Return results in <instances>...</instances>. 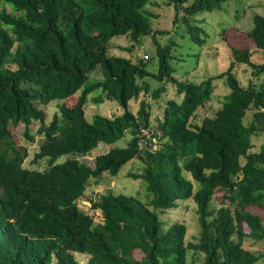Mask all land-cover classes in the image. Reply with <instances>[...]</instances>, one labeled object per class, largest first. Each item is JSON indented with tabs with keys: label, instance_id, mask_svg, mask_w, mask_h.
Returning <instances> with one entry per match:
<instances>
[{
	"label": "trees",
	"instance_id": "16d2710c",
	"mask_svg": "<svg viewBox=\"0 0 264 264\" xmlns=\"http://www.w3.org/2000/svg\"><path fill=\"white\" fill-rule=\"evenodd\" d=\"M155 1L0 0V264H81L75 254L89 256L87 264H191V251L204 255V264L264 260L244 247L246 240L264 243V217L251 211L264 213V144L255 151L253 143L264 135V84L255 83L264 64L253 62L257 52L264 53V15H254L247 31L236 28L225 72L195 83L176 76L177 42L156 39L169 32L153 28L147 7ZM164 1L174 6V24L185 26V38L201 47L206 33L194 17L234 0ZM120 36L133 44L152 37L158 71L148 70L149 56L134 62L109 55L111 41ZM242 37L252 48L235 46ZM237 65L251 69L248 86L235 73ZM97 68L102 77L91 81ZM147 79L159 86L153 90ZM216 80H225L230 92L215 117L194 125L198 110L212 100ZM171 87L182 100L169 101L154 124L150 101ZM91 96L97 105L115 103L119 112L89 121ZM141 96L146 98L134 113L131 102ZM54 102L59 113L46 123L39 105ZM249 111L252 121L246 124ZM33 121L40 123L41 143L32 163L46 161L44 171L24 168L26 154L13 139L12 128L23 124L34 141L28 134ZM126 135L127 146L116 147ZM153 140L159 141L156 151ZM100 144L112 148L93 167L75 158ZM136 159L144 168L134 176L145 182L149 200L103 194L91 201L92 213L80 208L92 180L116 176ZM188 200L197 206L196 242H186L185 224L163 229L161 220Z\"/></svg>",
	"mask_w": 264,
	"mask_h": 264
},
{
	"label": "rangeland",
	"instance_id": "374dc122",
	"mask_svg": "<svg viewBox=\"0 0 264 264\" xmlns=\"http://www.w3.org/2000/svg\"><path fill=\"white\" fill-rule=\"evenodd\" d=\"M149 13L152 14L153 28L155 30H166L169 35L157 36V41L166 45L170 43L171 39L175 40L178 47L173 48V55L175 58L172 65L176 70V76L179 80H190L195 83H200L205 78L216 76L225 72L233 61L231 47L234 46L237 39L236 28L244 31L249 30L253 25V17L256 14L264 15V0H234L223 5L222 10H216L212 13H203L202 15L194 17V23L203 27L206 33V44L199 47L190 43L185 38V26L179 22L174 24L176 18V10L173 5H167L164 0H157L147 7ZM200 23V24H199ZM226 33H221V31ZM222 34V35H221ZM221 36V37H220ZM243 36V35H242ZM240 48H252L247 38H243L241 42L235 44ZM109 55L116 57H124L136 62L141 58H151L148 66L150 72L156 73L158 71V60L156 57V45L152 37H145L140 43H132L129 36L115 37L111 41ZM253 62L256 64H264V53L257 52L253 57ZM239 80L243 86H248L250 80L253 79L252 71L246 65H237L235 68ZM91 81L98 80L102 77L100 68H97L90 75ZM151 82L152 89H156L159 83L153 79H147ZM257 85L264 84V75L258 80L255 79ZM214 93L212 100L205 106L201 107L193 121L194 125L200 126L205 118L215 117L216 113L222 108L224 97L230 92V89L225 83V80H216L214 82ZM172 88V87H171ZM93 95H97V92ZM146 98L141 96L140 99L131 102V110L136 113L139 109L141 100ZM171 100L181 102L182 98L178 97L175 89H170L169 92L157 101H150L152 104L151 120L154 124L163 117L167 103ZM40 110L46 114V123H50L54 115L58 114V103L54 102L49 106L39 105ZM118 106L110 101L97 105L93 96L90 97L89 104L86 109V116L89 121L92 120L96 114H104L113 116L118 113ZM253 111H249L245 118V123L252 121ZM40 128L39 122H32L29 126L28 134L34 138V141L29 140L26 136V127L20 124L18 127L12 128L13 139L18 148H21L26 154L24 159V168L31 170L44 171L48 168L46 161H40L33 164L35 154L39 151L41 137L38 135ZM130 135L116 144V147H126L130 140ZM158 140H153V150L159 149ZM255 151L260 149L264 144V135L253 138ZM112 147L100 144L88 156H76L79 161L93 167L95 158L101 154L107 153ZM64 157L60 162L65 161ZM144 164L141 160H134L120 170L116 176H111L109 173H104L102 177L97 180H92L88 187L85 196L79 200V206L82 210L91 212V201H98L103 194H124L127 196L137 197L144 202L149 200L146 193V184L142 179L136 178L134 175H140L143 171ZM187 176L188 174L185 173ZM195 189L199 188V184L194 182ZM215 207H220L214 203ZM253 213L264 217V213L258 209H252ZM97 218V221H99ZM163 222V229L169 228L173 223L185 224L187 227L186 242H196L200 235V225L197 215V206L192 200L180 201L179 208L176 210L167 211L161 216ZM244 247L252 252L263 255L264 243L255 242L253 240H246ZM76 259L81 264H87L89 256L75 254ZM188 260L191 264H204V255L189 252ZM258 264H264L261 260Z\"/></svg>",
	"mask_w": 264,
	"mask_h": 264
},
{
	"label": "built area",
	"instance_id": "2783aa9c",
	"mask_svg": "<svg viewBox=\"0 0 264 264\" xmlns=\"http://www.w3.org/2000/svg\"><path fill=\"white\" fill-rule=\"evenodd\" d=\"M147 131H143V133L146 135L147 133H146ZM141 145H142V143H141Z\"/></svg>",
	"mask_w": 264,
	"mask_h": 264
}]
</instances>
